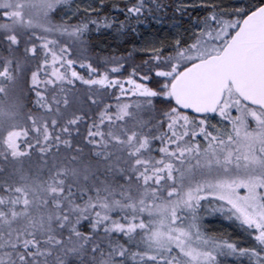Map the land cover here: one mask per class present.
<instances>
[{
  "label": "trees",
  "instance_id": "obj_1",
  "mask_svg": "<svg viewBox=\"0 0 264 264\" xmlns=\"http://www.w3.org/2000/svg\"><path fill=\"white\" fill-rule=\"evenodd\" d=\"M197 1L103 0L100 7L84 11L75 7L74 0H0V97L2 80L18 73L17 85L26 90L35 111L56 115L75 97L90 109L74 117L79 130L67 124L39 126L34 120L27 127L3 132L0 148L7 154L0 157L17 159L24 156L23 151L52 155L65 145L76 152L80 141L91 148L87 158L92 161L107 164L111 150L134 157L130 171L136 186H125L122 192L95 188L92 177L78 186L65 173L52 170L41 193L49 200L43 203L46 209L32 219L39 206H27L25 194L2 193L0 230L11 228V232L0 234V264H161L160 255L151 254L149 259L146 235L163 230L172 216L177 226L184 224L189 218L184 203L194 206L199 226L209 216L222 217L208 213L215 204L202 201L201 182L182 189L171 182L179 179L181 170L191 171L192 176L185 164L203 145L199 131H189L181 119H205L182 109L171 91L178 77L196 62L190 53L206 44L210 32L223 21L237 26L264 0ZM142 42L156 44V52H141ZM231 99L234 114L229 118L241 122L231 121L236 128L233 137L218 138L239 140L246 150V130L257 135L256 145L264 143V113L243 106L262 118L253 124L245 111L235 110L237 100ZM7 136L12 138L11 145ZM255 151H260L257 146ZM229 180V194L250 198L252 185L253 192H259V185L247 178ZM6 189L0 187L2 192ZM15 191L18 195L19 188ZM135 192L141 195L140 202L134 199ZM12 206L32 212L23 211L12 219ZM245 226L255 230L252 222ZM239 251L230 253L238 260L262 258L260 254L241 258Z\"/></svg>",
  "mask_w": 264,
  "mask_h": 264
},
{
  "label": "rangeland",
  "instance_id": "obj_2",
  "mask_svg": "<svg viewBox=\"0 0 264 264\" xmlns=\"http://www.w3.org/2000/svg\"><path fill=\"white\" fill-rule=\"evenodd\" d=\"M101 1L103 0H74V3L76 8L91 11L96 7H100ZM203 1L205 0H198L197 2L203 3ZM72 11H74V8ZM235 27L236 24L233 22H221L218 28L208 34L206 44L195 48L190 56L196 61H201L210 55L217 54L224 47ZM157 48L158 46L154 43L142 42L140 51L153 53L156 52ZM10 57L12 58V56ZM0 77H2L1 74ZM18 77L19 74L14 73V76L10 79L2 80L1 85L4 88V94L0 97V143L3 142L1 138V136H4L3 132L14 130L19 126L27 127V123L34 120L39 126L46 124L55 128L57 124L64 127L67 124L70 129L79 130L80 123L78 125L74 117L77 113L84 111L80 114L83 116L90 109L82 107L83 103L78 101V97L60 107L61 110L57 111L56 115L52 112L42 113L39 109L35 111L33 104L28 101L26 90L17 85ZM227 96L226 92L224 99ZM231 101L232 99L230 100L227 97V100L220 104L217 113L212 117L199 120L189 116L181 119L189 131L191 129L199 131L203 145L197 147L190 154V157H188L190 162L185 164V169L192 170V176L191 171L181 170L182 175L178 177V180H170L171 182H177L179 189L201 182L203 187L201 192L205 195L202 201L207 205L211 202L215 204L214 208L210 206L211 209H207L208 213L222 217L211 218L209 216V219H203V226H199L195 223L194 215L196 211H194V206L191 203H184L183 209L186 208L189 212V218L184 224L177 226L172 216L168 226L163 230L146 235L147 239L145 240L147 242H145V245L147 244L149 249L147 252L151 251L149 259L152 254L163 257L161 264H264V237L262 238L261 235H264V143L256 145L258 144L257 135L246 130L245 132L249 134L246 140L248 142V149L246 150H242L245 143L243 144L239 140L227 139L224 141L218 138L233 137L236 128L233 127L232 123L234 122L237 125L241 122L239 118H234V120L229 118L231 114H234ZM234 107L241 114L245 111L250 118H253V124L256 123L254 120L264 119V115L258 119L254 114L247 112L238 102H235ZM69 120L73 121L70 122ZM79 138H81V133H79ZM10 139H12L11 136L6 137L7 145H11ZM256 146L260 151H255ZM78 147L76 152L68 149L70 147L65 145L56 149L52 155H49V153H45L46 155L43 153L32 155L31 153L28 154L27 151H23L22 155L24 156L17 159L14 158L15 156L8 160L0 157V161L4 166L0 168V187H9V189L4 190L5 192L0 190V195L2 193L7 195L11 192L18 197L25 194L28 197H25L27 206L35 205V208L39 206L37 211L32 213V219L42 215V211L46 209V205L43 203L46 204L49 200L46 195H41V193L43 185L51 180L52 170L65 173L69 182L72 181L78 186L83 179L92 177L95 188L96 186L106 187L113 191L116 189V192H122L125 186L136 189V186L132 183L133 175L130 171V166L135 162L134 157L130 158L111 150L108 152V163H99L87 158L88 153L91 151L90 147L82 145L80 141ZM0 154L5 156L7 151L0 148ZM97 173H100L101 179H98ZM101 173H103V176ZM233 178H247L252 184L259 185V192H253L252 185L249 188V191L252 192V194H249L250 198L245 199L229 194L232 189H228L227 183L230 181L229 179ZM183 181H186V183H183ZM17 188H19L18 195L17 191L14 192ZM138 189L137 192H139ZM133 194L134 199L140 202L141 195L138 196L136 192ZM39 201L41 202L39 203ZM198 203H201V200ZM23 211L32 212L28 208L16 209L15 206H12L9 214L14 219ZM106 217L107 215L102 216L104 220ZM244 220H247L245 224L252 222L255 230L251 231L246 226L243 228L242 225H245ZM236 223H239V225ZM9 224H11V221ZM1 230L0 234L4 232ZM9 232H11V228L6 230L3 235L9 234ZM214 237L222 238L223 241ZM235 249L240 250L239 255L241 258L244 257V254L248 258L252 254H260L262 258L256 261L248 258L249 261L238 260L234 256L232 257V253H230ZM225 251H227L226 257ZM253 256H251V259ZM221 258L225 259L219 262Z\"/></svg>",
  "mask_w": 264,
  "mask_h": 264
},
{
  "label": "water",
  "instance_id": "obj_3",
  "mask_svg": "<svg viewBox=\"0 0 264 264\" xmlns=\"http://www.w3.org/2000/svg\"><path fill=\"white\" fill-rule=\"evenodd\" d=\"M229 88L243 105L264 112V5L241 19L219 54L179 76L171 96L182 109L205 116Z\"/></svg>",
  "mask_w": 264,
  "mask_h": 264
},
{
  "label": "flooded vegetation",
  "instance_id": "obj_4",
  "mask_svg": "<svg viewBox=\"0 0 264 264\" xmlns=\"http://www.w3.org/2000/svg\"><path fill=\"white\" fill-rule=\"evenodd\" d=\"M230 98V100H231V96L229 97ZM226 101V100H225ZM229 101V100H228ZM232 102V104H233V101H231ZM235 102H237V101H235ZM235 102H234V104H235ZM223 103H224V101H223Z\"/></svg>",
  "mask_w": 264,
  "mask_h": 264
}]
</instances>
